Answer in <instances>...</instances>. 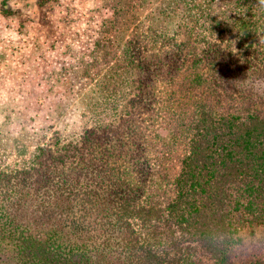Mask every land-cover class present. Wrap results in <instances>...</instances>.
<instances>
[{"label":"trees","instance_id":"1","mask_svg":"<svg viewBox=\"0 0 264 264\" xmlns=\"http://www.w3.org/2000/svg\"><path fill=\"white\" fill-rule=\"evenodd\" d=\"M106 1L99 57L79 60L86 75L115 58L109 33L140 16L135 0ZM237 1L225 19L236 42L174 33L146 46L134 24L124 54L135 74L118 115L0 169V264H264V4ZM187 68L189 103L177 97L167 122L171 134L185 127L187 152L170 177L149 124L172 106L156 86Z\"/></svg>","mask_w":264,"mask_h":264},{"label":"rangeland","instance_id":"2","mask_svg":"<svg viewBox=\"0 0 264 264\" xmlns=\"http://www.w3.org/2000/svg\"><path fill=\"white\" fill-rule=\"evenodd\" d=\"M135 1L141 7L139 19L109 33L115 58L109 64L93 63L86 75L79 60L92 62L95 56L99 57L96 41L105 39L101 28L106 17L113 14L109 2L0 0V169L28 165L38 145L78 140L86 127L111 121L118 115L130 95L135 74L124 54L134 24L138 23L137 28L146 35V41H142L146 46L157 45L158 34L176 33L178 38L186 33L200 38L206 35L226 43L236 42L240 33L233 26H225L226 17L239 9L238 1ZM215 21L221 22L212 27L210 23ZM199 42L196 40L198 46L202 43ZM120 63L125 64L115 69ZM189 71L187 68L172 82L156 86L163 103L171 91L172 106L169 114L162 111V116L159 114L149 124L152 134L159 133L152 151L162 155V168L166 167L170 177L177 171L179 157L187 152V141L185 127L171 134L167 122L175 121L174 113L179 109L174 105L178 99L189 103L191 87L182 82ZM113 81L119 83L117 91L103 85ZM178 90L185 94H177ZM256 231L259 235V227Z\"/></svg>","mask_w":264,"mask_h":264},{"label":"clouds","instance_id":"3","mask_svg":"<svg viewBox=\"0 0 264 264\" xmlns=\"http://www.w3.org/2000/svg\"><path fill=\"white\" fill-rule=\"evenodd\" d=\"M259 3L260 4H264V0H259Z\"/></svg>","mask_w":264,"mask_h":264}]
</instances>
